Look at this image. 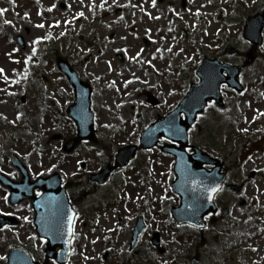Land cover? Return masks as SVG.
Here are the masks:
<instances>
[{"label":"rangeland","instance_id":"obj_1","mask_svg":"<svg viewBox=\"0 0 264 264\" xmlns=\"http://www.w3.org/2000/svg\"><path fill=\"white\" fill-rule=\"evenodd\" d=\"M263 7L264 0H0V172L15 181L21 173L12 155L32 179L58 173L89 189L92 174L112 167L121 148L138 144L198 82L203 58L242 68V90L223 87V104L210 101L198 117L218 124L217 144L198 127L190 130L192 144L236 166L229 185L241 190L217 195L220 211L203 232L179 226L171 217L178 204L170 185L174 159L160 147L142 150L89 204L80 203L67 264H264V42L255 53L243 36L247 17ZM229 45L237 53L226 54ZM59 61L91 86L89 139L78 137L68 115L75 95ZM7 193L0 184V210L7 209ZM140 215L147 229L131 249ZM13 243L2 240L0 257ZM46 251L43 242L30 245L36 261L56 264Z\"/></svg>","mask_w":264,"mask_h":264},{"label":"water","instance_id":"obj_2","mask_svg":"<svg viewBox=\"0 0 264 264\" xmlns=\"http://www.w3.org/2000/svg\"><path fill=\"white\" fill-rule=\"evenodd\" d=\"M264 27V17L257 14L255 17H250L247 20L245 29V37L260 46L262 44L261 31ZM228 53H233L234 49L229 48ZM251 59L249 60V62ZM61 71L67 76L75 90L76 101L70 108L69 115L75 120L79 129V136L88 138L93 133V113L90 109V87L84 84L78 77L77 73L64 61L59 62ZM227 73V75L224 74ZM239 73V68L234 65L220 63L218 60L206 59L198 70L200 82L193 84L179 103L178 107L170 112L164 119L157 121L142 135L140 146L143 149L151 148L158 142L160 136H164L179 143V147H164L163 150L169 152L176 157L175 173L177 180L174 182V189L181 196V204L174 210V217L179 223H191L198 227L205 226L204 217L210 212H216L214 203V195L221 188L225 174L220 173L219 161L212 158L210 155L197 149L194 154H188L185 148L188 144V128L194 122L197 113L201 112L209 98H213L221 102L220 88L223 83H227L232 87L240 89V85L236 78ZM185 114V120H181V114ZM137 151V146H127L122 149L117 158L114 168L126 165L134 158ZM13 163L24 168L18 159L14 156ZM211 163L217 166L211 172H207L205 168L199 167V164ZM25 175L26 170L23 169ZM112 171L111 168H106L97 175H93V179L104 183L107 176ZM0 180L12 188V201L17 202L20 199L30 195L33 197V189L36 186L45 187L47 190L57 189L60 177L54 174L50 178H39L38 181L30 183V190L27 193L18 195L21 187L27 184L28 176H25L23 183L16 184L10 181L7 177L0 173ZM51 183L52 185H48ZM219 185L216 192L211 189ZM22 189V188H21ZM43 194L39 201H43L46 197ZM37 210H43V203L37 204ZM228 212L225 211V214ZM143 229L142 222L139 223L134 232V242L137 235ZM133 242V244H134ZM66 243L62 245L58 253H54L55 244H51L48 250V257L56 259L60 264L66 262L70 247ZM17 252V250H15ZM14 255L11 254L8 264H16ZM25 255L19 260V264H39L36 263L31 255Z\"/></svg>","mask_w":264,"mask_h":264},{"label":"flooded vegetation","instance_id":"obj_3","mask_svg":"<svg viewBox=\"0 0 264 264\" xmlns=\"http://www.w3.org/2000/svg\"><path fill=\"white\" fill-rule=\"evenodd\" d=\"M223 166V169L225 170V165ZM21 179L22 177L20 180ZM62 184L66 189L70 205L77 211L71 238L72 243H74L75 238L77 237V226L81 220L79 205L82 201L89 199V196H91V188L85 190L80 189L82 186L80 182H64ZM90 184L92 183L90 182ZM72 188H75L77 192L74 193ZM42 192V190H38L36 195L39 196ZM8 202L9 204L7 209L0 210V215L8 218L0 219V243H2V240H12L14 243L8 248L7 255L0 257V264H5L12 247L20 246L30 253V245L36 242H43L46 245H49L50 243V238L40 236L39 232L37 231V213L34 209L33 201L30 200V198L22 199L18 203H12L10 200H8ZM49 202L52 204L58 203V201ZM24 217H27V219H24ZM65 218L66 217L62 210L58 209L57 206L54 208V211L48 210V212L45 214L44 221L48 229L53 228L56 235H58L53 237V241L55 243L60 244L63 242L62 236H64V233H59V235L57 232L59 230V226L61 225L62 221L65 220Z\"/></svg>","mask_w":264,"mask_h":264},{"label":"snow or ice","instance_id":"obj_4","mask_svg":"<svg viewBox=\"0 0 264 264\" xmlns=\"http://www.w3.org/2000/svg\"><path fill=\"white\" fill-rule=\"evenodd\" d=\"M153 3H155V0H153ZM0 11H4L3 9H0ZM83 15V13H81ZM40 27H43V25H39ZM0 71H3V69H0ZM219 188V185H217L215 188L211 189L213 192H216ZM24 219H27V217H24ZM69 224H71V220L69 221Z\"/></svg>","mask_w":264,"mask_h":264}]
</instances>
